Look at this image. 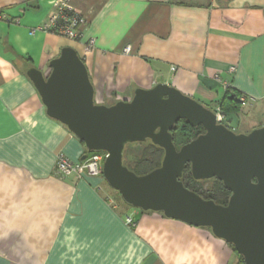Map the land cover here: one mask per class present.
Listing matches in <instances>:
<instances>
[{"label":"crops","instance_id":"0c3cea01","mask_svg":"<svg viewBox=\"0 0 264 264\" xmlns=\"http://www.w3.org/2000/svg\"><path fill=\"white\" fill-rule=\"evenodd\" d=\"M63 1L84 19L78 40L29 34L55 0H0V264H235L208 228L134 210L103 177H57L56 157L81 161L85 148L46 114L27 70L48 76L71 47L96 104L160 83L212 109L236 95L237 127L251 131L264 125V0Z\"/></svg>","mask_w":264,"mask_h":264},{"label":"water","instance_id":"95a60500","mask_svg":"<svg viewBox=\"0 0 264 264\" xmlns=\"http://www.w3.org/2000/svg\"><path fill=\"white\" fill-rule=\"evenodd\" d=\"M49 66L48 76L27 70L46 114L88 153H105L102 177L127 205L208 228L243 264H264V125L236 133L217 122L212 108L163 83L136 89L128 101L96 104L85 64L73 48H62ZM181 120L204 133L176 149L171 132ZM146 141L161 148L163 157L157 168L137 175L123 165L124 148ZM186 165L194 180L220 181L230 192L226 205L185 188L179 179Z\"/></svg>","mask_w":264,"mask_h":264},{"label":"trees","instance_id":"16d2710c","mask_svg":"<svg viewBox=\"0 0 264 264\" xmlns=\"http://www.w3.org/2000/svg\"><path fill=\"white\" fill-rule=\"evenodd\" d=\"M218 105L226 117L238 115L241 108V103L239 102V98H237L236 95H227ZM207 107L211 108L210 106ZM171 133L173 137V143L176 149H179L182 145L195 139L198 135L203 134L204 129L201 126L195 128L190 127L185 121L182 120L176 124ZM132 146L135 147V149H133L134 151L130 150L133 151L131 152L133 154L127 152L128 155H132L130 162L126 164L123 160V165L129 170L133 171L137 175H143L160 165L163 157V150L158 146L151 144L149 141L126 145L124 148L123 158L126 154V151H128V149ZM85 152L87 151L85 150ZM179 180L182 182L185 188L198 194L201 198L205 200H212L214 203L219 205H226L230 196V192L220 181L216 179L210 180V185L207 187L203 186L202 181L194 180L190 174L189 165L185 166L182 176ZM236 257L239 262L242 261L241 257L238 255H236Z\"/></svg>","mask_w":264,"mask_h":264},{"label":"built area","instance_id":"2783aa9c","mask_svg":"<svg viewBox=\"0 0 264 264\" xmlns=\"http://www.w3.org/2000/svg\"><path fill=\"white\" fill-rule=\"evenodd\" d=\"M55 11L49 15L47 20L41 25L29 31V34H34L37 31L50 32L62 36L69 40H78L82 33V26L84 19L77 13L70 10L63 0H55L53 3ZM94 39L87 41V50L94 46ZM125 53L129 48H125ZM233 70V69H232ZM227 87V86H226ZM243 97L239 98L241 105L245 104ZM213 111L217 115V122L224 124L226 116L221 111L220 107H216ZM228 127H230L228 125ZM233 129V128H232ZM86 158L81 161H71L66 156L59 154L56 157L54 173L57 177L65 178L75 176L81 178L82 176L102 177V163L105 158V153L100 152H85ZM128 226L132 225V219L126 217L125 220ZM235 264H243L242 261Z\"/></svg>","mask_w":264,"mask_h":264},{"label":"rangeland","instance_id":"374dc122","mask_svg":"<svg viewBox=\"0 0 264 264\" xmlns=\"http://www.w3.org/2000/svg\"><path fill=\"white\" fill-rule=\"evenodd\" d=\"M242 116H238V115H232V116H230V117H226V119H225V121H224V124L225 125H229L231 128H233V130L234 131H236V132H247V131H250V130H248V128H245L244 126H239V127H237V123H238V120H239V118H241ZM264 122V121H263ZM263 126V125H262ZM258 127H261V126H257V128ZM254 129V128H253ZM244 130V131H243ZM252 130V129H251ZM133 149H135V147L134 146H132L131 148H129L128 149V151H126V154H125V156H124V158H123V160H124V162L127 164V163H129L130 162V160H131V157H132V155L131 154H133V153H131V152H133L134 150ZM130 150H133V151H130ZM131 153V154H129L128 155V153ZM103 182H104V186L110 191V192H112V194H114V196L116 197V199H118V200H120L123 204H125L126 206H127V204L122 200V198H121V196L119 195V193L117 192V191H115L114 189H112L108 184H107V182H105V180L103 179ZM129 206V205H128ZM130 208H132V209H134V210H137V209H135V208H133V207H131L130 206ZM237 262V261H236Z\"/></svg>","mask_w":264,"mask_h":264},{"label":"flooded vegetation","instance_id":"af4514ba","mask_svg":"<svg viewBox=\"0 0 264 264\" xmlns=\"http://www.w3.org/2000/svg\"><path fill=\"white\" fill-rule=\"evenodd\" d=\"M213 110V109H212ZM182 121V120H181ZM179 123V122H178ZM177 123V124H178ZM230 128V127H229ZM232 129V128H231ZM236 132V131H235ZM236 133H240V132H236ZM212 179H214V178H212ZM212 179H209V180H204V181H202V183H203V186L204 187H207L208 185H210V180H212Z\"/></svg>","mask_w":264,"mask_h":264},{"label":"clouds","instance_id":"9594fccd","mask_svg":"<svg viewBox=\"0 0 264 264\" xmlns=\"http://www.w3.org/2000/svg\"><path fill=\"white\" fill-rule=\"evenodd\" d=\"M231 128V127H230Z\"/></svg>","mask_w":264,"mask_h":264}]
</instances>
